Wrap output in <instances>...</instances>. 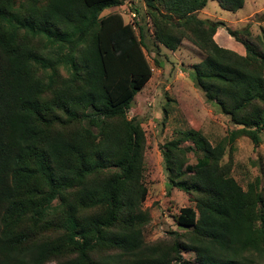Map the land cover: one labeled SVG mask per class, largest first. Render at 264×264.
<instances>
[{"label":"trees","instance_id":"16d2710c","mask_svg":"<svg viewBox=\"0 0 264 264\" xmlns=\"http://www.w3.org/2000/svg\"><path fill=\"white\" fill-rule=\"evenodd\" d=\"M208 2L145 0L149 45L138 7L128 21L105 12L125 0H0V264H186L184 251L198 264H264L262 179L245 188L233 174L236 141L263 142L264 28L254 39L251 26L200 18ZM220 27L245 55L216 41ZM184 39L205 53L195 87L235 128L215 144L189 129L163 145L168 193L194 205L149 242L147 138L129 112L153 75L145 49Z\"/></svg>","mask_w":264,"mask_h":264},{"label":"rangeland","instance_id":"374dc122","mask_svg":"<svg viewBox=\"0 0 264 264\" xmlns=\"http://www.w3.org/2000/svg\"><path fill=\"white\" fill-rule=\"evenodd\" d=\"M134 6L141 11L140 21L145 17V22L149 24L150 35L147 43L152 45L153 26L149 16H146L145 0H125L122 8L105 12L122 11L128 21L129 9ZM198 16L214 21L223 20L234 30L251 26L253 38L256 39L264 28V0H245L244 6L235 12L223 9L217 0H209L207 7ZM219 30L216 41L221 46L235 51L238 48L243 49L245 55L243 44L236 41L226 27H220ZM145 53L153 67V75L135 96L129 116L141 121L146 132L145 180L149 194L144 205L150 211L152 221L146 227L145 236L147 241L154 242L166 238L171 231L179 230L180 227L175 221L176 215L182 207L194 205L190 196L179 189L175 188L168 193L163 145L177 137L181 131L189 129L202 132L215 144L226 137L235 126L229 116L223 114L213 103L206 101L203 92L195 87L191 71L195 64L205 58V53L190 40L184 39L176 51L161 46L160 53L157 54L149 46ZM155 59L160 62V67ZM190 144L192 143L187 141L183 145ZM228 160L229 153L225 157V161ZM189 161L196 163L197 155L190 152ZM233 161V174L243 187L246 188L247 183L256 177L262 179L264 186V134L263 142L258 147L247 137L239 138L234 145ZM183 256L186 264H198L193 252L184 251Z\"/></svg>","mask_w":264,"mask_h":264},{"label":"built area","instance_id":"2783aa9c","mask_svg":"<svg viewBox=\"0 0 264 264\" xmlns=\"http://www.w3.org/2000/svg\"><path fill=\"white\" fill-rule=\"evenodd\" d=\"M124 14V13H123ZM124 16H126L125 14H124ZM128 16H130V18L132 19H135V18H137V12L136 11H134V10H129V12H128Z\"/></svg>","mask_w":264,"mask_h":264},{"label":"crops","instance_id":"0c3cea01","mask_svg":"<svg viewBox=\"0 0 264 264\" xmlns=\"http://www.w3.org/2000/svg\"><path fill=\"white\" fill-rule=\"evenodd\" d=\"M218 33H220V30H219V29H218L217 34H218ZM217 34H216L215 38H217ZM216 40H217V39H216ZM236 51L239 52L240 54L244 55V51H243V49H239V48H238Z\"/></svg>","mask_w":264,"mask_h":264}]
</instances>
